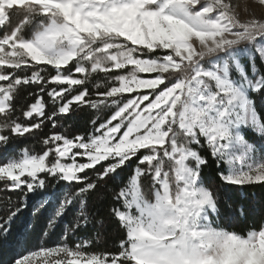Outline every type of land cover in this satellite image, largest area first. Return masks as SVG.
<instances>
[{
	"label": "snow or ice",
	"instance_id": "snow-or-ice-1",
	"mask_svg": "<svg viewBox=\"0 0 264 264\" xmlns=\"http://www.w3.org/2000/svg\"><path fill=\"white\" fill-rule=\"evenodd\" d=\"M238 9L233 0H0V191L20 193L0 214V244L49 178L75 185L46 194L33 213L51 208L54 230L75 212L61 242L12 264H264V222L240 232L212 219L220 201L203 175L207 150L226 185L264 184V117L253 98L264 100V13ZM29 88L34 102L18 109ZM81 107L111 111L90 133L58 130ZM46 122L52 131L40 138ZM102 190L125 232L116 253L89 250L99 231L70 243L103 227L89 209Z\"/></svg>",
	"mask_w": 264,
	"mask_h": 264
},
{
	"label": "trees",
	"instance_id": "trees-1",
	"mask_svg": "<svg viewBox=\"0 0 264 264\" xmlns=\"http://www.w3.org/2000/svg\"><path fill=\"white\" fill-rule=\"evenodd\" d=\"M256 63L260 64V58L257 57ZM28 92L35 94L37 89L29 88L27 92L22 91L20 99L17 103V108H25L27 104L33 103L34 101L28 96ZM257 103V109L261 116L264 117V100H261L259 96L253 97ZM46 103L51 106L52 101L45 96ZM50 110V107H49ZM110 109H104L101 112H97L89 107L77 108L71 114L61 117L58 124L61 126L58 130L64 131L71 134L90 133L93 131L92 121L96 119L98 115L106 117L110 114ZM17 115H20L19 111ZM52 131L51 126L47 125L37 133L40 138H43L45 134H49ZM247 137L250 140H254L256 135L254 132L247 131ZM24 146H35L39 151V142L33 138H27L21 141ZM204 154L208 156V166L203 169V175L206 183L213 187L217 193L220 201V212L219 215L212 214L211 218L217 220L218 223H222L226 226L244 232L251 225H259L264 222V184L250 185V186H229L226 185L219 178V172L224 170V166L217 167L216 161L211 158L207 150ZM58 183L56 180L49 178L48 185ZM148 181H145V187L147 189ZM20 195L19 192H3L0 191V214L9 207L6 203V199L11 197L13 201ZM34 194H29L27 198L28 207L20 214L12 225V234L9 237L7 244H0V264H12L15 258L22 255L29 246L31 245L30 229L25 234L23 230L24 225H29L30 222V211L29 204L33 202ZM110 192L108 194L107 202V219L112 220L116 223L118 221L115 217L109 213V208L112 205ZM244 209V214H240V209ZM119 224V223H118ZM123 235L125 232L122 229ZM95 230L92 225L87 228H82L78 232V236L93 237ZM73 243V241L71 242ZM96 248V243L94 246Z\"/></svg>",
	"mask_w": 264,
	"mask_h": 264
},
{
	"label": "rangeland",
	"instance_id": "rangeland-1",
	"mask_svg": "<svg viewBox=\"0 0 264 264\" xmlns=\"http://www.w3.org/2000/svg\"><path fill=\"white\" fill-rule=\"evenodd\" d=\"M234 4L239 5V11L241 15H246L250 12H255L257 15L264 13V9H261L256 0H233ZM259 137H255L254 140H258ZM70 162V161H67ZM78 162H84L78 158ZM132 166L126 167L120 175L115 177L114 180H110L108 182V189L115 187L117 184L121 183L122 181H126L127 178L132 173ZM89 175H92V171L88 170ZM75 188L73 185L71 188L67 185L66 182L60 181L53 185H47V187L43 190H40L36 194H34L35 198L33 202L29 204V211H30V238H31V245L23 254L31 250H37L39 247H51L61 242L63 239V234L65 228L73 221L75 212H69L64 217L62 221H59L57 226L53 229L47 228L48 218L52 209L49 208L47 211L43 209L36 213L34 216L33 213L35 209L39 206L38 201L44 197L48 193L55 192L57 195H60L62 191H71ZM108 191L102 190L92 195L89 201V209L95 213H99V217L103 218L104 225L102 228H94L95 235L91 237H87L88 239H96V233L99 231V238L96 242V248L93 247L89 249L90 251H107L110 253H116L119 251L118 245L122 239H124V235L122 232V228L120 225L112 220L107 219V202H108ZM51 199V197H49ZM217 214V213H212ZM211 214V215H212ZM47 231L48 235L45 236L44 232ZM86 236H78V233L75 236H71L70 243L73 241H78L80 239L85 238ZM43 257L36 258V264H42Z\"/></svg>",
	"mask_w": 264,
	"mask_h": 264
}]
</instances>
